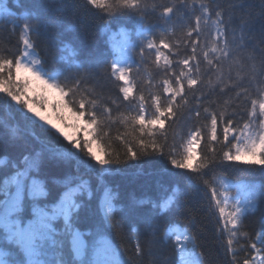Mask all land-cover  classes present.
I'll return each mask as SVG.
<instances>
[{
	"label": "snow or ice",
	"instance_id": "obj_1",
	"mask_svg": "<svg viewBox=\"0 0 264 264\" xmlns=\"http://www.w3.org/2000/svg\"><path fill=\"white\" fill-rule=\"evenodd\" d=\"M10 2L11 6L9 0H0V20L6 27L11 25L21 47L11 59L0 57V72L7 69L9 82L13 66L17 74L22 69L32 73L78 105L76 115L86 116L87 125H97L98 117L110 125L112 105L119 110L127 102V123L134 131L138 126L149 139L138 136L132 142L118 136L123 155L106 153L107 158H101L93 154L91 140L81 144L79 139L68 138L65 144L55 133L38 127L35 117L44 120L40 112L28 100H21L22 92L5 89L11 98L7 104L11 115L0 118V157H4L0 160V264H133L114 235L130 241L135 264H206L205 254L198 251L201 236L194 231L190 201L185 199L184 182L192 186L194 180L211 193L210 205L222 223L217 231L227 236L228 264H264V184L236 185L233 195V185L205 179L220 167L256 171L224 163L239 161L245 154L251 157L246 163L264 166V0ZM72 24L75 30L68 31ZM113 27L119 28L114 35L124 38L127 53L116 45L112 51L102 50L92 37V30L107 35ZM178 32L183 38L174 39ZM132 34L139 37L135 44L128 43ZM37 40L44 44L45 56L37 51ZM132 49H138L139 63L133 60ZM164 50L168 55L161 64ZM147 56L154 57L162 91L147 97L130 95V75ZM234 67L238 69L235 78ZM213 75L216 84L204 95L197 86L210 83ZM104 77L122 82V98L100 101L87 93L85 84L100 83ZM28 84L25 79L24 90ZM189 92L198 101L192 109L195 118L199 120L203 111L204 119L210 120V140L220 138L219 125L228 149L220 160L209 156L203 169L194 170L195 178L172 171L192 168L191 147L185 149L184 160H177L166 130L156 136L150 127L159 123L163 129L165 121L176 116L178 104L187 102ZM214 93L227 97L224 110L204 107L203 101ZM12 101L20 106L19 111ZM38 106L46 107L43 97ZM199 139L196 128L189 143ZM150 156L171 165L166 168L169 186L163 195L150 194L148 182L113 185L107 179L136 168L130 161ZM258 170L264 172V167ZM252 218L259 229L242 231L244 221Z\"/></svg>",
	"mask_w": 264,
	"mask_h": 264
},
{
	"label": "trees",
	"instance_id": "obj_2",
	"mask_svg": "<svg viewBox=\"0 0 264 264\" xmlns=\"http://www.w3.org/2000/svg\"><path fill=\"white\" fill-rule=\"evenodd\" d=\"M11 6V2L9 0ZM76 28L75 24L68 26V31H74ZM129 33L132 32L131 28L126 29ZM119 32V28L113 27L112 31L105 35L103 32H95L92 30V37L96 40V44L102 50L112 51L113 45H116L119 48H123L127 53L128 49L124 44V38L120 35H114ZM207 36V31L205 36ZM183 38L181 33H177V37ZM33 39H36L35 37ZM139 41V37L135 34H132L128 43L135 44ZM38 48L37 51L40 52L41 56H45L44 53V44L37 40ZM21 47L19 44V36L17 33L11 31V25L5 26V22L0 20V57H5L11 59L13 55L17 54L18 48ZM183 45L181 46V52H183ZM190 51V49H189ZM199 51V49H198ZM138 49H132L131 55L133 60L139 63V57L137 55ZM167 50H164L162 56H167ZM47 58V57H45ZM180 58H183L181 56ZM111 59V57H109ZM154 57L147 56L144 63L140 66L138 71H133L130 75L132 80L133 92L130 95H139L143 93L146 97L150 94L159 95L161 89L158 87L161 76L157 74L156 66L154 64ZM163 64V60L160 61ZM227 67H225V71ZM238 69L233 68V77H237ZM0 76L4 77V83L0 84V118H6L11 115V111L7 108L8 102L11 100L10 97H7L5 89H11L13 91L22 92L21 100H28L29 103L33 104L34 108H40L39 101L43 97L46 102V107L42 109H47L51 105L54 107L59 105L63 110H66L70 116H77L78 105H74L69 101L67 96L62 97L61 94L54 89H51L44 84L41 80L36 79L33 75L35 86L31 85L28 78L20 76L16 73L13 66L11 82H9L7 69L3 72H0ZM19 77V78H18ZM27 79L29 84L27 89L24 90L23 82ZM148 81H151V86L148 84ZM216 76L213 75L210 78V83L206 85H198L197 88H203V94L207 95L208 92L215 86ZM38 85H41V89L49 88L51 89L58 98H54V102H48V97L44 95L42 90L37 89ZM122 86V82L115 80L114 78L108 79L107 77L102 78L100 83H87L84 85L87 93H91L93 96L100 98V101H110L112 99H117L119 96L122 98V93L119 92V88ZM81 94H85L83 91ZM197 96H201V92H196ZM187 102H180L175 109L176 116L172 117L170 120L165 121L164 128L161 129L159 123L153 124L150 127L152 128L153 135L158 136L160 132L166 130L168 136L169 145H175L174 156L177 160L185 159V149L191 147V169H172L174 173L186 172L187 175L196 177L197 172L194 171L198 167L200 169L204 168V165L207 164V158L209 156L215 155L217 160L222 158L223 151L228 150L224 147V142L222 140V127L218 125L217 133L220 137L217 141L210 140V120L204 119L205 113L202 111L201 118L197 120L192 112L198 101L193 98L191 92L187 93ZM227 97H220L218 94H212L208 100H204V107H208L209 111H221L224 110L223 100ZM98 101V104L100 103ZM214 101L215 103H209ZM12 105L16 108L17 111L20 110V106L16 104L15 101L11 102ZM112 122L108 125L102 118L98 117L97 125H87L85 123L87 117H79L82 121L83 131H79L76 135L71 138L72 140H77L83 144L84 140H91L92 144L90 145L91 150L94 155L100 156L101 158H107L106 153H119L121 156L124 152V145L117 139V137H126L129 141L135 142L138 136H143L145 140L149 139L148 135L139 132L137 126L134 131L132 126L127 123V120L130 115V108L127 105V102L120 105L119 110L116 109L115 105H112ZM229 112L231 108L227 109ZM26 112V109H25ZM23 114V113H22ZM29 116H32V113H27ZM131 115H135V111L131 110ZM78 117V116H77ZM36 120V119H35ZM37 126L43 127L55 133L65 144L69 143V137L63 135L60 131H55L48 126H45L39 123L37 120ZM200 129V139L199 142L189 143L191 133L194 129ZM159 130V131H157ZM209 148L214 149V152H210ZM84 152H87V149H84ZM4 157H0V160H3ZM187 162V161H186ZM92 163H95V160H92ZM129 163L137 165L136 168H128L125 173L114 175L108 177L107 179L113 185H143L145 182L149 184L150 194L154 195H163L164 190L169 186V174L166 171V168H171V165L168 164L167 160H161L158 156L156 157H143L140 161H130ZM225 164L233 163L239 165L240 168H253L256 171L245 172L233 168H216L215 170L209 172L208 176L205 179L211 178L214 182L219 185L221 183L233 185L232 194L235 195V186L243 185L247 183H255L256 185L264 184V172H260L258 169L264 166L246 163L242 161H225ZM2 167V165H0ZM206 170V169H204ZM159 181V184L157 183ZM176 187V185H172ZM184 189L186 191L185 199L189 200V208L191 209V215L195 217L196 220V229L194 230L201 236V239L198 241L202 247L198 251H202L206 257V264H228V257L225 251L226 239L227 236L224 234L221 235L217 231V227L221 226L222 223L219 222V213L210 205V196L211 193L208 190L203 189V186L200 185L198 180H194L192 186H189L187 182H184ZM227 213V210H226ZM245 227L242 231H252L253 229H259V223L255 218L244 221ZM116 244L119 245L120 250L124 253L126 259H130L135 264V261L132 257V245L130 241L126 238H122L119 235H114L113 237ZM240 243L243 244V239L240 240ZM240 259L243 258V253L240 254Z\"/></svg>",
	"mask_w": 264,
	"mask_h": 264
},
{
	"label": "rangeland",
	"instance_id": "obj_3",
	"mask_svg": "<svg viewBox=\"0 0 264 264\" xmlns=\"http://www.w3.org/2000/svg\"><path fill=\"white\" fill-rule=\"evenodd\" d=\"M162 60H163V56H162ZM18 75L28 78L31 85L35 86L32 73L26 72L25 70L22 69ZM40 86L41 85H38V87L36 88L44 92V95L48 97L49 103L54 102V98H58V96L55 95L51 89L49 88L41 89ZM36 110L39 111L40 114L44 117V120L41 121L39 117H35V113H32V116L35 117V119L39 123L48 126L49 128L55 131H60L63 135L69 138H73V136L76 135L79 131H83L81 119L77 116H70L66 110H63L57 104L55 107L51 105L47 109L36 108ZM250 160L251 157L245 154L241 156V159L239 161L246 162Z\"/></svg>",
	"mask_w": 264,
	"mask_h": 264
}]
</instances>
